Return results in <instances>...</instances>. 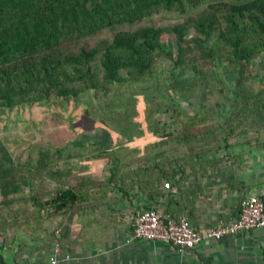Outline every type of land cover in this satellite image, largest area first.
I'll list each match as a JSON object with an SVG mask.
<instances>
[{"label": "crops", "instance_id": "0c3cea01", "mask_svg": "<svg viewBox=\"0 0 264 264\" xmlns=\"http://www.w3.org/2000/svg\"><path fill=\"white\" fill-rule=\"evenodd\" d=\"M256 65L247 104L238 106L235 78L230 128L223 112L170 111L155 115V126L103 127L99 140L63 144L72 157L55 175L0 196V259L48 264L58 243L60 264H264V227L186 250L133 237L147 208L206 232L238 217L245 198L264 200V53ZM41 181L50 189L39 190Z\"/></svg>", "mask_w": 264, "mask_h": 264}, {"label": "trees", "instance_id": "16d2710c", "mask_svg": "<svg viewBox=\"0 0 264 264\" xmlns=\"http://www.w3.org/2000/svg\"><path fill=\"white\" fill-rule=\"evenodd\" d=\"M127 23L141 26L92 42L103 29ZM263 53L264 0H0V115L48 107L56 98L78 105L90 91L143 81L161 58L200 75L226 62L236 73L240 106L252 98L249 82ZM0 120L5 128L14 122ZM231 123L232 114L224 124ZM49 133L24 139L30 145L15 155L8 144L16 142L0 136V196L27 179L55 175L59 160L72 157ZM38 186L50 189L45 181Z\"/></svg>", "mask_w": 264, "mask_h": 264}, {"label": "rangeland", "instance_id": "374dc122", "mask_svg": "<svg viewBox=\"0 0 264 264\" xmlns=\"http://www.w3.org/2000/svg\"><path fill=\"white\" fill-rule=\"evenodd\" d=\"M172 23L163 21L164 26ZM140 26L127 23L106 28L91 40L111 39L119 30H135ZM174 54L177 55L176 46ZM235 78L236 73L226 62L210 67L200 75L193 68L177 67L173 60L161 58L155 72L143 81L115 83L108 93L104 90L90 91L83 97L86 102L81 101L78 105L56 98L48 107L35 105L21 112H7L5 118L0 115L4 120L12 116L15 122H7L5 128L0 120V136L3 139L12 137L10 140L16 142L8 144L15 155L30 145L24 139L32 142L49 132L50 136L59 138V143L69 144L75 136L78 137L77 142L99 140L97 132L103 127L128 129L155 126L154 116L160 112L163 115L170 111H202L214 116L222 115L223 112L229 115ZM214 116L207 120L208 126L217 125Z\"/></svg>", "mask_w": 264, "mask_h": 264}, {"label": "built area", "instance_id": "2783aa9c", "mask_svg": "<svg viewBox=\"0 0 264 264\" xmlns=\"http://www.w3.org/2000/svg\"><path fill=\"white\" fill-rule=\"evenodd\" d=\"M256 227H264V200L259 196H250L242 201L238 217L221 221L206 232L199 231L187 217L166 220L154 208L144 209L133 222V237L161 240L186 250L196 247L204 238H219ZM60 250L57 243L48 264H60ZM70 258V255L65 256V259ZM0 264L6 263L0 259Z\"/></svg>", "mask_w": 264, "mask_h": 264}, {"label": "water", "instance_id": "95a60500", "mask_svg": "<svg viewBox=\"0 0 264 264\" xmlns=\"http://www.w3.org/2000/svg\"><path fill=\"white\" fill-rule=\"evenodd\" d=\"M252 196H259V195H252Z\"/></svg>", "mask_w": 264, "mask_h": 264}]
</instances>
